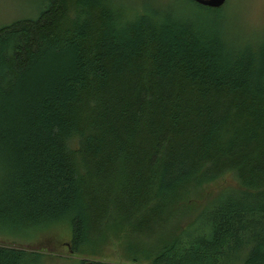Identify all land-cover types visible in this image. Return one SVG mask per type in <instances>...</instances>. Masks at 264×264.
<instances>
[{
    "label": "trees",
    "instance_id": "trees-1",
    "mask_svg": "<svg viewBox=\"0 0 264 264\" xmlns=\"http://www.w3.org/2000/svg\"><path fill=\"white\" fill-rule=\"evenodd\" d=\"M42 1L0 26V241L65 223L74 254L110 229L133 262L264 264V29L229 32L226 2Z\"/></svg>",
    "mask_w": 264,
    "mask_h": 264
},
{
    "label": "rangeland",
    "instance_id": "rangeland-1",
    "mask_svg": "<svg viewBox=\"0 0 264 264\" xmlns=\"http://www.w3.org/2000/svg\"><path fill=\"white\" fill-rule=\"evenodd\" d=\"M120 1L136 5L145 1L154 2L155 0ZM169 1L187 8L183 0ZM227 4H230L226 11L229 32L248 34L251 37L264 29V0H226L225 6ZM42 6V0H0V26L20 18H33ZM234 181V177L228 174L223 180L220 179L218 184L234 183ZM217 187V183H212L209 185V190L211 189V192L215 191L214 189ZM60 225L61 223L51 225L53 226L50 228L52 233L44 235L39 241L32 243L24 241L21 244L2 241L0 243L21 246L26 250L35 249L42 253L45 257L41 258L36 264H78L80 259L110 261L117 264H151L145 260L133 262L126 259L124 255V234L121 230H107L105 240L96 247L93 253L74 254L69 248L66 225L65 223ZM54 233L59 234L61 237L55 236Z\"/></svg>",
    "mask_w": 264,
    "mask_h": 264
},
{
    "label": "water",
    "instance_id": "water-1",
    "mask_svg": "<svg viewBox=\"0 0 264 264\" xmlns=\"http://www.w3.org/2000/svg\"><path fill=\"white\" fill-rule=\"evenodd\" d=\"M202 5L209 6V7H220L222 6L226 0H194Z\"/></svg>",
    "mask_w": 264,
    "mask_h": 264
}]
</instances>
